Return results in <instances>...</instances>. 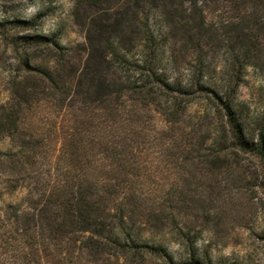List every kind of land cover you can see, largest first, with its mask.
Returning a JSON list of instances; mask_svg holds the SVG:
<instances>
[{
	"label": "trees",
	"instance_id": "1",
	"mask_svg": "<svg viewBox=\"0 0 264 264\" xmlns=\"http://www.w3.org/2000/svg\"><path fill=\"white\" fill-rule=\"evenodd\" d=\"M219 7L230 16L213 22L208 15ZM75 10L83 43L36 36L56 52L55 68L23 64L52 90L60 122L49 131L61 165L35 178L25 204L8 206L7 263L216 264L180 222L187 209L180 185L219 171L228 151L264 166V128L238 101L245 70L264 74V0H76ZM212 36L223 51L215 67ZM173 37L185 43L183 76L166 51ZM152 113L165 129L155 128ZM46 139L22 148L45 147ZM152 230L173 239L178 255L149 241Z\"/></svg>",
	"mask_w": 264,
	"mask_h": 264
},
{
	"label": "rangeland",
	"instance_id": "2",
	"mask_svg": "<svg viewBox=\"0 0 264 264\" xmlns=\"http://www.w3.org/2000/svg\"><path fill=\"white\" fill-rule=\"evenodd\" d=\"M75 4L76 0H0V152H12L0 159V264H8L11 256L6 242L11 218L8 206L25 204L35 178L47 172L55 175L61 165L59 139L49 131L52 123L60 122L53 109L52 90L28 75L23 64L29 60L32 65L55 68L56 52L34 43L36 36L57 39L66 47L83 43V14H75ZM228 16L220 7L208 15L213 22ZM208 34L209 30L206 38ZM173 38L166 51L173 56L176 74L183 76L185 43ZM207 49L215 67L223 56L219 38L211 39ZM69 58L77 64L81 54ZM238 101L246 106L252 125L264 128V74L253 68L245 70ZM196 111L195 105L190 116ZM152 117L156 129H165L160 115L152 113ZM15 118L18 131L11 129ZM42 137L49 140L45 147L22 148L26 142L36 146ZM216 165L219 171L213 174L199 172L200 176L191 174L181 182L187 209L180 213V222L197 235V248L208 252L216 264H264V166L238 150L228 151ZM146 237L163 242L178 255L173 239L162 232L152 230ZM151 263L161 264L157 260Z\"/></svg>",
	"mask_w": 264,
	"mask_h": 264
}]
</instances>
